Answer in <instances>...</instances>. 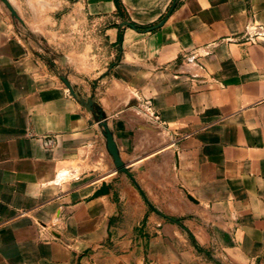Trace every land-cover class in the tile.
<instances>
[{
    "label": "crops",
    "instance_id": "obj_1",
    "mask_svg": "<svg viewBox=\"0 0 264 264\" xmlns=\"http://www.w3.org/2000/svg\"><path fill=\"white\" fill-rule=\"evenodd\" d=\"M8 1L0 264H264V0H120L139 32L113 0H75L67 34L53 0Z\"/></svg>",
    "mask_w": 264,
    "mask_h": 264
},
{
    "label": "water",
    "instance_id": "obj_2",
    "mask_svg": "<svg viewBox=\"0 0 264 264\" xmlns=\"http://www.w3.org/2000/svg\"><path fill=\"white\" fill-rule=\"evenodd\" d=\"M0 2L10 12V15L12 16V18H14L18 22L22 23L20 17L17 15V13L15 12L14 8L12 7V5L9 3L8 0H0ZM175 3H176V0H174L172 2V6H171L169 12L167 13V16H169L170 13L172 12V10L174 9ZM163 24H164V20L160 21L155 26H153V27H151L149 29H146L145 31L146 32H151L153 30H156V29L160 28ZM119 26L120 27H128V28H131L132 30L137 31V32L141 31V30L137 29L136 27H134L133 25H131L129 22H122V23L119 24ZM58 78L64 84V86L67 88V90L70 93V95L75 100L78 101V103L80 104L81 107H83L87 112L96 114V118H97V121L99 123V126L103 129V136H104L105 141H106V149H107V152L109 153V155L112 158L115 172L117 174H124V175L128 176L133 181V179L131 178V176L128 173L127 168L124 166V164L121 162V160H120V158L118 156V151H117L116 145H115V143L113 141L112 134L109 131V129L107 128L106 123L104 122L103 115L100 113V111L98 109H96L92 99L91 98L79 97L74 92V90L72 89L71 85L69 84V82L67 81V79L64 76H59ZM109 189H110V185L102 183L100 188H98V190H96L94 192V194L91 196V199L107 195L108 192H109ZM187 198L189 200H191V201L193 200L190 196H187ZM151 209L154 212H156L154 210V208L151 207ZM156 213L158 214V212H156ZM159 216H161L162 218H165L168 221L176 222V220L171 219L169 217H166L164 215L159 214Z\"/></svg>",
    "mask_w": 264,
    "mask_h": 264
},
{
    "label": "rangeland",
    "instance_id": "obj_3",
    "mask_svg": "<svg viewBox=\"0 0 264 264\" xmlns=\"http://www.w3.org/2000/svg\"><path fill=\"white\" fill-rule=\"evenodd\" d=\"M61 1H63V2H61ZM74 1L75 0H53L54 13H53L52 19H53V23H54L53 29H54V31L56 33H58L57 31H60V30L63 29V30L66 31V34H67V31L69 30V29H66V28H68L67 27L68 26L67 22L65 21L63 23V27H62V21H63V17L66 16V13L68 11H70V9L72 8V4L74 3ZM24 2L25 1H22L21 3H24ZM25 3L23 4L24 7H25ZM21 17L24 20L28 21V24H30V25L34 21H37L38 23H40L41 19L44 18V16H41V15H29V14L28 15H21ZM17 23H19V22L16 20V24ZM44 34H45L44 31L36 32V34L34 35L35 42H42V39L44 38ZM68 34L70 35L68 37V39L72 40V38H74L76 36V31H74V32L70 31ZM62 40H61V36L60 35H54L52 37V41L53 42H65V41H68V40H66V37H63Z\"/></svg>",
    "mask_w": 264,
    "mask_h": 264
},
{
    "label": "trees",
    "instance_id": "obj_4",
    "mask_svg": "<svg viewBox=\"0 0 264 264\" xmlns=\"http://www.w3.org/2000/svg\"><path fill=\"white\" fill-rule=\"evenodd\" d=\"M114 2V5L116 7V11H117V16L119 17L120 19V22H128V19H127V16L123 13V7H122V4H121V1L120 0H113ZM131 25H133L134 27H136L137 29L139 30H143L144 28L143 27H140V26H137L131 22H129ZM122 40V34H121V31L118 35V44H120Z\"/></svg>",
    "mask_w": 264,
    "mask_h": 264
}]
</instances>
